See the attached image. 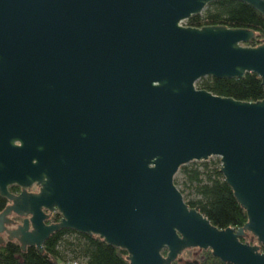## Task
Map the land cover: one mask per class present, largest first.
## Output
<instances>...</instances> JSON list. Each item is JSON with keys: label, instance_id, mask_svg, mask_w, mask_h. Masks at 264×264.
<instances>
[{"label": "water", "instance_id": "obj_1", "mask_svg": "<svg viewBox=\"0 0 264 264\" xmlns=\"http://www.w3.org/2000/svg\"><path fill=\"white\" fill-rule=\"evenodd\" d=\"M216 1L0 0V197L11 202L0 232L11 212L25 217L8 231L21 251L42 253L71 230L124 250L129 264H171L187 249L264 264V100L195 87L246 73L264 85V42L182 24ZM235 1L264 16V0ZM211 157L242 227L212 226L174 184L180 167ZM44 210L60 221L46 225Z\"/></svg>", "mask_w": 264, "mask_h": 264}, {"label": "trees", "instance_id": "obj_2", "mask_svg": "<svg viewBox=\"0 0 264 264\" xmlns=\"http://www.w3.org/2000/svg\"><path fill=\"white\" fill-rule=\"evenodd\" d=\"M185 26L202 28L220 26L228 29L253 31L254 37L244 46L256 47L264 42V16L248 4L235 0L209 3L198 15L184 22ZM199 90L241 102L264 100V85L254 73L240 79L204 77L195 83ZM220 160L191 162L179 168L174 184L183 195L185 203L203 214L217 229L242 227L247 221L245 211L235 200L232 190L219 171ZM11 191V188L9 189ZM6 200L0 197V212ZM58 214L52 221L58 220ZM241 242L256 244L251 236ZM264 251L263 245H258ZM166 256L167 251L161 253ZM126 252L106 244L98 236L79 234L71 230L53 233L43 244V252L28 247L24 252L15 243L0 245V264H129ZM171 264H229L211 254L210 250L187 249Z\"/></svg>", "mask_w": 264, "mask_h": 264}, {"label": "flooded vegetation", "instance_id": "obj_3", "mask_svg": "<svg viewBox=\"0 0 264 264\" xmlns=\"http://www.w3.org/2000/svg\"><path fill=\"white\" fill-rule=\"evenodd\" d=\"M11 188V191L9 190ZM8 191L9 193H11L12 195H15V196H18L19 193L21 192L20 188L15 186V185H12V186H9L8 187ZM28 192H31V193H36L38 192V187L36 186H32L30 189H28ZM5 199V198H4ZM6 200V204H5V207L2 209V211L9 205H11V202L8 201L7 199ZM1 211V212H2ZM44 213L47 214L49 216V218L47 220L44 221V223L46 225H49V224H53V223H57L60 221L61 219V216L60 214L58 213H49L48 211L44 210ZM55 214H58V220L57 221H52V217L53 215ZM7 219H8V223H4L3 224V230L0 232V245L6 243V242H10V243H15L18 245V247H20L19 245V241L16 239V238H13V239H9V233L8 231H14V230H17L19 228V225H22L23 223V220L25 219V217H22V216H19L13 212H11L9 215L6 216ZM252 240V238H251ZM28 248V247H27ZM26 248V249H27ZM35 248V247H34ZM21 249V248H20Z\"/></svg>", "mask_w": 264, "mask_h": 264}, {"label": "rangeland", "instance_id": "obj_4", "mask_svg": "<svg viewBox=\"0 0 264 264\" xmlns=\"http://www.w3.org/2000/svg\"><path fill=\"white\" fill-rule=\"evenodd\" d=\"M216 158H218V157H211V158H209L208 160H214V159H216ZM207 160V161H208ZM196 163H200V162H196ZM177 175H175V177H176Z\"/></svg>", "mask_w": 264, "mask_h": 264}, {"label": "built area", "instance_id": "obj_5", "mask_svg": "<svg viewBox=\"0 0 264 264\" xmlns=\"http://www.w3.org/2000/svg\"><path fill=\"white\" fill-rule=\"evenodd\" d=\"M184 25V23H182Z\"/></svg>", "mask_w": 264, "mask_h": 264}]
</instances>
